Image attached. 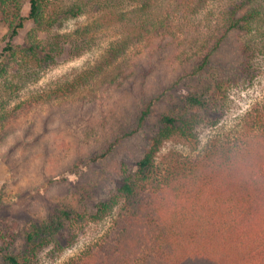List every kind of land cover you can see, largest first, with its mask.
<instances>
[{"label":"trees","instance_id":"obj_1","mask_svg":"<svg viewBox=\"0 0 264 264\" xmlns=\"http://www.w3.org/2000/svg\"><path fill=\"white\" fill-rule=\"evenodd\" d=\"M58 1L0 0V21L8 26L0 49V128L22 124L38 133L40 114H60L56 136L45 133L49 122L43 127V149L50 162L58 155L72 172L133 139L152 115L159 121L135 169L122 162L114 190L92 206L89 216H113L111 226L65 264H264V98L234 134L204 145L199 138L201 128L225 117L232 91L251 85L261 70L264 0H140L131 9L116 7L100 20L125 25L126 32L93 64L8 107L3 98L16 89L15 80H37L36 68L56 64L69 48L80 55L90 45L85 39L71 44L60 33L66 19L115 5ZM211 2L218 9H209ZM96 22L84 34L101 26ZM27 24L32 28L26 31ZM211 72L216 77L209 95L187 96L196 110L158 111L169 92ZM173 137L190 143L193 153L160 162V149ZM87 212L59 206L49 222L28 231L23 253L17 251L20 233L0 217V264H37L45 248L64 250L76 241Z\"/></svg>","mask_w":264,"mask_h":264},{"label":"rangeland","instance_id":"obj_2","mask_svg":"<svg viewBox=\"0 0 264 264\" xmlns=\"http://www.w3.org/2000/svg\"><path fill=\"white\" fill-rule=\"evenodd\" d=\"M73 1L77 0H59L56 5H68ZM101 2L105 4L103 0ZM108 2L115 5L107 11L100 10L65 20L59 30L60 33L67 37L71 44L74 40L81 42L85 39L90 45L86 46L80 55H73L71 52L73 49L69 48L56 64L34 68L40 73V78L37 80L30 78L15 80L16 89L8 91L3 98L6 99L8 107L12 108L21 99L72 79L77 73L93 64L112 41L126 32L125 25H111L100 19L116 7L131 9L139 5L140 0H121L118 3L117 0H109ZM28 5L25 4L26 11L29 9ZM217 6L216 2H211L208 8L218 9ZM95 21L101 26L84 34L87 26ZM30 28L32 26L27 24L26 31ZM7 30V24L0 21V49L7 43ZM144 43L147 44L146 40L139 46L141 49ZM130 53L127 58L132 56V52ZM261 61L262 67L255 81L251 85H243L232 91L228 101L229 108L221 122L216 127L199 130L201 145L214 138L234 134L241 126L243 115L254 102L264 98V55ZM215 77L216 72H211L200 79H188L178 89L169 92L158 101V111L183 115L196 110V107L187 102V96L197 94L201 98H206L213 87ZM38 119L43 121L38 133H29V127L22 124H11L8 125L10 127L0 128V217L5 220L4 223L9 229L20 233L17 251L23 253L28 231L33 230L39 223L49 222L56 215L59 206H65L71 211L86 209L87 216L80 223L76 241L60 252L54 251L49 246L40 252L36 261L37 264H65L78 255L85 246L101 238L111 226L113 216L99 221L89 216L92 206L104 200L114 190L120 178L119 166L122 162L130 169H135L137 160L144 152L148 137L159 126V121L152 115L133 139L123 142L102 161L81 163L71 172L58 155L50 162L43 149L45 148L43 127H48L49 122L50 126L45 133L58 130L56 128L61 126L62 121L60 114H52V112L40 114ZM52 134L56 136L55 133ZM192 150L190 143L179 137H173L160 149L158 160L163 163L180 161L193 153Z\"/></svg>","mask_w":264,"mask_h":264}]
</instances>
